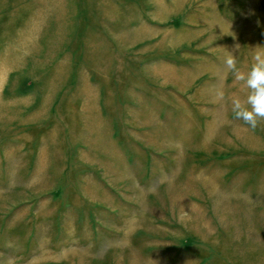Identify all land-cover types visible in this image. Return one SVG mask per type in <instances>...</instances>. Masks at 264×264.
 Returning <instances> with one entry per match:
<instances>
[{"label": "rangeland", "instance_id": "obj_1", "mask_svg": "<svg viewBox=\"0 0 264 264\" xmlns=\"http://www.w3.org/2000/svg\"><path fill=\"white\" fill-rule=\"evenodd\" d=\"M258 46L264 0H0V264H264Z\"/></svg>", "mask_w": 264, "mask_h": 264}, {"label": "clouds", "instance_id": "obj_2", "mask_svg": "<svg viewBox=\"0 0 264 264\" xmlns=\"http://www.w3.org/2000/svg\"><path fill=\"white\" fill-rule=\"evenodd\" d=\"M259 48V51L256 49ZM251 63L247 73H241L237 68L236 56L230 52L225 57L224 64L231 70L236 80L244 82L249 89L244 107L239 99L232 100V110L236 118L242 119L249 126L255 127L259 118H264V46L254 48ZM217 97L223 99L224 92L218 91Z\"/></svg>", "mask_w": 264, "mask_h": 264}, {"label": "bare ground", "instance_id": "obj_3", "mask_svg": "<svg viewBox=\"0 0 264 264\" xmlns=\"http://www.w3.org/2000/svg\"><path fill=\"white\" fill-rule=\"evenodd\" d=\"M160 74V73H159ZM169 79V78H168ZM168 79H165V81H168ZM178 80H177V78H175V79H173L171 82H177ZM216 100V99H215ZM217 118V117H216ZM217 122L218 123H221L222 122V118L220 117V118H217ZM215 122H213L211 125H209V127H213V126H215ZM216 207V206H215ZM219 218V217H218Z\"/></svg>", "mask_w": 264, "mask_h": 264}]
</instances>
